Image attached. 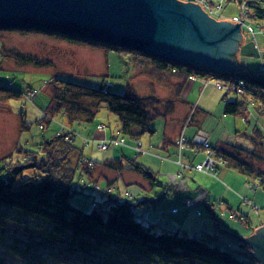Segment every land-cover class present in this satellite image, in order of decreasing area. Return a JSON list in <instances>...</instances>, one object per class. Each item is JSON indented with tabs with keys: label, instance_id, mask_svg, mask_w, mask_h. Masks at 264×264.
I'll return each mask as SVG.
<instances>
[{
	"label": "rangeland",
	"instance_id": "1",
	"mask_svg": "<svg viewBox=\"0 0 264 264\" xmlns=\"http://www.w3.org/2000/svg\"><path fill=\"white\" fill-rule=\"evenodd\" d=\"M204 1L195 3L215 20L221 18L234 23V16L241 18L242 7L235 3ZM216 4L223 6L218 12H215ZM248 25L254 29V33L249 31ZM0 45L9 54L15 50L52 62L51 66L40 67L20 64L12 59L2 61L0 57V85L12 88L0 86V159L15 156L19 144L34 148L44 137L67 131L79 151L75 155L77 173L72 183L76 191L70 199H81L90 205L92 201L101 203L115 195L139 197L142 189H146L151 196L165 191L159 202L142 205L141 209L147 212L143 213L145 219L158 220L169 228L180 227L188 233H215L217 243L238 249L242 247L235 236L247 237L254 233V227L264 225V186L256 181L255 189H250L253 183L246 181V177L230 167L228 162L215 165V172L193 169L195 164L204 160L205 155L203 148L192 146L189 139L203 132L217 156L222 155L217 152L219 148L228 145L242 147L253 154L254 163L264 172V118L255 113L249 102L242 114L223 113V97L226 95L227 99L232 100L238 94L231 88L227 89L230 82L221 78V74L210 73L205 78L190 77L184 82L180 78L181 86L174 98L171 115L153 119L150 123L154 130L152 133H141L138 140L118 135L111 139L125 146H111L103 150L99 145L108 140L116 125L114 114L103 105L88 123L68 124L61 114L52 117L48 123L40 120L44 117L42 108L48 101L44 82L52 74H65L74 81L93 87L102 85V78L105 77L112 84L109 88L112 92L125 93L129 87L138 95L152 94L162 101L173 99L170 93L174 80H152L148 74L139 73L133 59L113 49L70 44L56 36L31 29L0 34ZM237 48L235 58L241 70L264 76V28L246 18L241 26ZM15 91L19 92L17 96L14 95ZM23 120L28 129L21 130ZM41 124L44 129L39 127ZM255 130L259 131V135L255 134ZM179 134L187 139L186 142L177 143ZM115 156L124 159L123 165L128 163V159H133L155 171L159 183L151 185L138 172L128 168L113 172L95 164ZM86 160L95 163L90 166ZM218 173V177L212 175ZM108 191L110 193H106ZM187 201L192 203L187 205ZM254 205L260 210L256 211ZM231 214L238 218L231 219ZM241 216L250 221V225H245Z\"/></svg>",
	"mask_w": 264,
	"mask_h": 264
},
{
	"label": "trees",
	"instance_id": "2",
	"mask_svg": "<svg viewBox=\"0 0 264 264\" xmlns=\"http://www.w3.org/2000/svg\"><path fill=\"white\" fill-rule=\"evenodd\" d=\"M221 1L242 7V20L248 18L264 28V0ZM15 30L19 29H0V34ZM38 32L56 36L70 44L113 49L133 59L139 73L148 74L151 79L174 80L170 93L173 99L162 101L152 94L138 95L129 87L125 93L112 92L109 89L112 84L105 77L102 85L93 87L74 81L65 74H52L44 82L48 101L42 110L46 120H40L48 123L52 117L61 114L68 124L88 123L103 105L116 118L115 130L111 131L108 140H104L107 147L103 150L125 146L111 139L118 135L138 140L141 133H152L154 130L150 123L153 119L171 115L181 79L184 82L190 77L210 75L204 69L127 48L61 33ZM0 57L2 61L12 59L20 64L52 65L47 58L15 50L9 54L1 47ZM220 76L228 81L231 76L242 80V91H235L238 94L236 99L223 97L224 114H242L249 102L255 113L264 118V76L261 73L249 74L241 70ZM18 94V91L14 92V95ZM23 121L21 130L28 129ZM39 127L44 129L42 124ZM255 134L259 135V131L255 130ZM34 146L29 148L19 144L15 156L0 159V264H259L244 243H239L242 249L232 248L217 243L215 233H188L180 227L169 228L158 220L145 219L143 213L147 212L141 209L142 205L159 202L165 191L151 196L142 189L139 197L115 195L101 203L92 201L90 205L81 199H70L76 191L72 183L77 173L75 157L79 154L72 135L58 131ZM217 152L228 160L230 167L243 174L246 181L253 184L257 181L258 185L264 186V172L254 163L253 154L233 145L219 148ZM88 163L92 166L95 162ZM123 163L122 157L115 156L95 164L113 172L128 168L138 172L151 185L159 183L157 173L145 165L133 159H128L126 165ZM240 219L245 225H250L243 216Z\"/></svg>",
	"mask_w": 264,
	"mask_h": 264
},
{
	"label": "water",
	"instance_id": "3",
	"mask_svg": "<svg viewBox=\"0 0 264 264\" xmlns=\"http://www.w3.org/2000/svg\"><path fill=\"white\" fill-rule=\"evenodd\" d=\"M241 26L216 21L193 0H0V29L61 33L217 75L241 69ZM235 237L264 264V225Z\"/></svg>",
	"mask_w": 264,
	"mask_h": 264
},
{
	"label": "built area",
	"instance_id": "4",
	"mask_svg": "<svg viewBox=\"0 0 264 264\" xmlns=\"http://www.w3.org/2000/svg\"><path fill=\"white\" fill-rule=\"evenodd\" d=\"M198 1L199 0H194V2H198ZM202 1H204V0H202ZM205 3H207V2H205ZM205 6H207V5L205 4ZM219 8L220 7L218 5H215V12H218ZM212 10L213 9H211V11ZM239 19H240V17H237V16H234L232 18V20H234V21H239ZM241 22L243 23L244 20H241ZM248 29L250 32H252V30H253V28L251 26H248ZM231 80H234L235 82L231 81ZM229 82H230V84L227 86V89L231 88L234 91H237V93L242 91V80L235 79L234 77L231 76ZM219 87H221V86H219ZM200 134H201V136H200ZM202 134H203V132H199L197 134H194L192 136V138L189 139L191 145L197 146V147L201 146L204 149V152H206L205 159L202 162L195 164L193 169L200 171V172H205V173L215 172V170H214L215 165L217 166V164H222V163L225 165V164H227L228 160L222 155L217 156L218 154L217 153L215 154V151L213 149H211L206 138ZM186 140L187 139H185L184 136H181V139L179 141H177V143L181 144V142L182 143L186 142ZM100 143H102V142H100ZM106 147H107V144L105 142H103L102 144L99 145V148H101V149H105ZM177 163L182 165V163L178 160H177ZM249 187H250V189H255L254 184H253V186H249ZM244 200L246 201V198H244ZM191 203H192L191 201L186 202L187 205H190ZM248 203H249V201H248ZM253 207L256 211L260 210V207H257L256 205H254ZM263 211H264V209H263ZM230 217H231V219H235L237 216L234 214H231Z\"/></svg>",
	"mask_w": 264,
	"mask_h": 264
},
{
	"label": "bare ground",
	"instance_id": "5",
	"mask_svg": "<svg viewBox=\"0 0 264 264\" xmlns=\"http://www.w3.org/2000/svg\"><path fill=\"white\" fill-rule=\"evenodd\" d=\"M218 6L220 7L219 8V11L223 8V6L221 5L220 6V4H218ZM243 9V8H242ZM224 19H221V18H217L216 19V21H223ZM241 18L239 19V21H234V23H242L241 22ZM225 21H227V20H225ZM228 22H232V21H228ZM244 24H245V20H244V22H243ZM242 23V26L244 25ZM248 26H250V25H248ZM251 33H254V29L252 30V32ZM239 71H241V69H239ZM215 75H217V74H215ZM222 77V76H221ZM181 136H183L182 134H179L176 138L178 139V140H180L181 139ZM186 139V138H185ZM191 139V138H190ZM193 146V145H192ZM194 147H196V148H200V147H197V146H194ZM202 150H204V149H202ZM215 151V150H214ZM215 154H216V151H215ZM204 155L206 156V152H204ZM78 157H80V156H78ZM80 158H83V157H80ZM205 159V158H204ZM87 161V160H86ZM199 163V162H198ZM214 177H218V175H219V173L218 174H212ZM254 232H255V230H254Z\"/></svg>",
	"mask_w": 264,
	"mask_h": 264
}]
</instances>
